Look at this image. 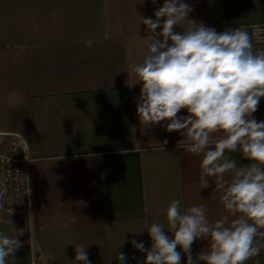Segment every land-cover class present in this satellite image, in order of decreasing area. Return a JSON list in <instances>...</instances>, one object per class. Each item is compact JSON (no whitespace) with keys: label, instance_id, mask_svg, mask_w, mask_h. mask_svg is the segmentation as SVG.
<instances>
[{"label":"crops","instance_id":"0c3cea01","mask_svg":"<svg viewBox=\"0 0 264 264\" xmlns=\"http://www.w3.org/2000/svg\"><path fill=\"white\" fill-rule=\"evenodd\" d=\"M164 2L0 0V130L28 138L36 228L31 244L0 223L21 242L7 264H33V256L35 264H74L75 246L86 248L91 264H119L120 253L127 264H145L146 253L130 241L150 249L153 222L171 235L166 209L173 199L181 210L204 204L210 222L235 218L222 191H213L214 178L201 189L202 156L184 151L188 138L168 132L165 122L148 126L137 113L143 82L132 68L151 36L141 16L155 19ZM184 2L194 9L188 19L217 32L264 24V0ZM253 117L264 121V97ZM225 154L238 166L253 163L242 150ZM209 243L196 240L193 257ZM255 260L264 264V249L246 264Z\"/></svg>","mask_w":264,"mask_h":264},{"label":"clouds","instance_id":"9594fccd","mask_svg":"<svg viewBox=\"0 0 264 264\" xmlns=\"http://www.w3.org/2000/svg\"><path fill=\"white\" fill-rule=\"evenodd\" d=\"M193 10L184 0H165L155 19L141 16L151 36L140 50L142 61L132 68L143 82L137 113L148 126L165 122L168 132L188 138L184 151L202 156L201 189L210 187L209 178H214L213 191H222L220 200L235 218L229 221L226 215L210 222L204 204L181 210V200L173 199L166 209L171 235L153 222L147 228L150 249L136 239L130 243L146 253L145 264H181L178 245L187 264H246L264 249V121L253 117L264 97V51L253 52L247 28L217 32L188 19ZM176 26L183 31L176 32ZM251 28L259 36V26ZM182 109L188 115L179 116ZM213 133L222 135L214 140ZM226 150H242L253 163L238 166ZM226 173L231 181L225 180ZM3 196L0 189V201ZM201 239L210 241L209 247L194 258L191 246ZM20 247L17 236L0 231V264H7ZM75 252L74 264H91L85 247L75 246ZM127 259L124 253L116 256L119 264Z\"/></svg>","mask_w":264,"mask_h":264},{"label":"built area","instance_id":"2783aa9c","mask_svg":"<svg viewBox=\"0 0 264 264\" xmlns=\"http://www.w3.org/2000/svg\"><path fill=\"white\" fill-rule=\"evenodd\" d=\"M252 25L259 26V36L253 33ZM240 27L247 28L252 36L253 52L264 51V24ZM30 159L29 141L25 134L0 130V189L4 192L0 201L4 205L0 208V223L10 224L21 239L33 244L36 228L33 190L28 170Z\"/></svg>","mask_w":264,"mask_h":264}]
</instances>
